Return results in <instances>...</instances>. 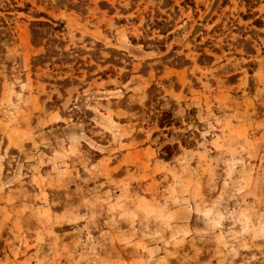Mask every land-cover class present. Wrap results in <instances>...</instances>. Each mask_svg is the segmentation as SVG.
<instances>
[{
	"label": "rangeland",
	"instance_id": "1",
	"mask_svg": "<svg viewBox=\"0 0 264 264\" xmlns=\"http://www.w3.org/2000/svg\"><path fill=\"white\" fill-rule=\"evenodd\" d=\"M0 264H264V0H0Z\"/></svg>",
	"mask_w": 264,
	"mask_h": 264
},
{
	"label": "trees",
	"instance_id": "2",
	"mask_svg": "<svg viewBox=\"0 0 264 264\" xmlns=\"http://www.w3.org/2000/svg\"><path fill=\"white\" fill-rule=\"evenodd\" d=\"M256 23H260L258 20H256ZM176 149H177V146L174 145V146H171V145H167L165 146L162 151H161V157L163 159H166V160H170L171 158H173L176 154Z\"/></svg>",
	"mask_w": 264,
	"mask_h": 264
}]
</instances>
